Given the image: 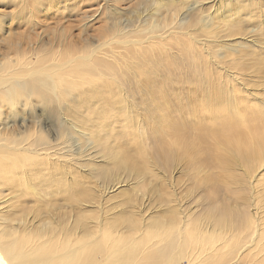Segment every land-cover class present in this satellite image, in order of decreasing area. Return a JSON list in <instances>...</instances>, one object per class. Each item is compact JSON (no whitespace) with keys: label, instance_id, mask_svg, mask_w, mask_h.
<instances>
[{"label":"rangeland","instance_id":"rangeland-1","mask_svg":"<svg viewBox=\"0 0 264 264\" xmlns=\"http://www.w3.org/2000/svg\"><path fill=\"white\" fill-rule=\"evenodd\" d=\"M18 5L0 0L12 264H264V0Z\"/></svg>","mask_w":264,"mask_h":264},{"label":"bare ground","instance_id":"bare-ground-1","mask_svg":"<svg viewBox=\"0 0 264 264\" xmlns=\"http://www.w3.org/2000/svg\"><path fill=\"white\" fill-rule=\"evenodd\" d=\"M3 1V3L4 4H6V3H10V2H12V0H2ZM16 2H18L19 3V5H18V11H19V14L21 15V16H23V15H27V17H28V12L29 11H31L30 12V16H29V18H32V16H33V12H32V10H34V7L37 5V4H42L43 2H44V0H16ZM27 8H29V9H27ZM3 37V35L1 34L0 35V39ZM8 37H11V35L10 34H8V36H5L4 38H2L1 39V41H7V43L9 44L10 42H9V40H8ZM15 49H16V51H17V48H16V46H15ZM18 68L19 69H21L22 71H25V72H27L28 70L26 69V66L25 65H23V64H19L18 65ZM15 76H19V75H21L19 72H16L15 74H14ZM228 76V75H227ZM21 82L19 81V79H15L14 80V82H13V84H12V88L13 89H17V86L20 84ZM10 91H12L11 90V88H7L6 89V92H10ZM14 91V90H13ZM26 91H32V88H30L29 86H26L25 88H24V92H26ZM241 99V98H240ZM1 102H3L4 100L2 99V100H0ZM256 104V103H255ZM239 106V105H238ZM246 106V105H245ZM241 107V106H240ZM251 108V107H250ZM254 109H256V110H259L258 108H255L254 107ZM219 112H223L221 115H229V114H226L224 111H218V109H216L215 111H214V109H210L209 110V114H210V118L211 119H216L220 114H219ZM231 113H232V115L233 116H236V117H241L242 118V113H241V110L238 108V109H236L235 111H231ZM213 116H215V118H213ZM245 118V117H244ZM247 118V117H246ZM257 119V118H256ZM231 120V119H230ZM237 120V119H236ZM239 120V119H238ZM241 121H242V119H241ZM226 122V121H225ZM245 122V121H244ZM260 122V121H259ZM0 123H3L2 121H0ZM247 125V124H246ZM259 125V124H258ZM241 130V129H240ZM227 134V133H226ZM239 134V133H238ZM243 134V133H242ZM245 135V134H244ZM247 137V136H246ZM229 138V137H228ZM248 138H250L249 136H248ZM247 139V138H246ZM258 142V141H257ZM257 142H250L249 144H247L248 145V147H250L251 149L252 148H254L255 146H258L259 144L257 143ZM264 144V143H263ZM263 144H260L258 147H261V146H263ZM247 145H245V149H243V153H244V151H246V150H249V148L247 147ZM179 150V149H178ZM182 150V149H181ZM181 150H179L176 154H175V157H174V159H175V161H176V159H178L177 161H181L182 159H183V157H184V155H188V156H190V154L192 153V150H193V148L192 147H187V148H185L184 150H183V153H181L180 151ZM239 151V150H238ZM238 151H235V150H233V152L235 153V154H237L238 153ZM195 153V152H194ZM3 231H7V233L8 234H11L12 233V230H9V229H7V230H4L3 229ZM3 234H5V232H1L0 233V238H1V236L3 235ZM12 259H13V255H12V253L10 252V249H8L5 245H4V243L1 241V239H0V264H12ZM7 261V262H6ZM6 262V263H5Z\"/></svg>","mask_w":264,"mask_h":264}]
</instances>
